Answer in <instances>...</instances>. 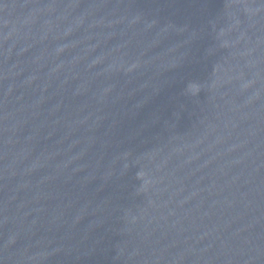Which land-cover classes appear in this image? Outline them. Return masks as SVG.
Segmentation results:
<instances>
[{
    "label": "water",
    "instance_id": "95a60500",
    "mask_svg": "<svg viewBox=\"0 0 264 264\" xmlns=\"http://www.w3.org/2000/svg\"><path fill=\"white\" fill-rule=\"evenodd\" d=\"M0 264H264V0H0Z\"/></svg>",
    "mask_w": 264,
    "mask_h": 264
}]
</instances>
